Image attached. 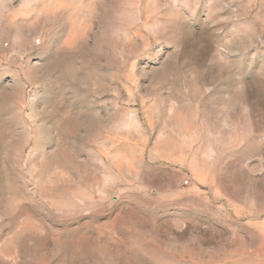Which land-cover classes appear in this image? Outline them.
<instances>
[{
  "label": "rangeland",
  "instance_id": "obj_1",
  "mask_svg": "<svg viewBox=\"0 0 264 264\" xmlns=\"http://www.w3.org/2000/svg\"><path fill=\"white\" fill-rule=\"evenodd\" d=\"M0 264H264V0H0Z\"/></svg>",
  "mask_w": 264,
  "mask_h": 264
},
{
  "label": "built area",
  "instance_id": "obj_2",
  "mask_svg": "<svg viewBox=\"0 0 264 264\" xmlns=\"http://www.w3.org/2000/svg\"><path fill=\"white\" fill-rule=\"evenodd\" d=\"M185 184L188 185V182L186 181Z\"/></svg>",
  "mask_w": 264,
  "mask_h": 264
}]
</instances>
